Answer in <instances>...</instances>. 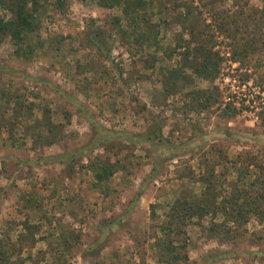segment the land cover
Masks as SVG:
<instances>
[{"label": "rangeland", "instance_id": "1", "mask_svg": "<svg viewBox=\"0 0 264 264\" xmlns=\"http://www.w3.org/2000/svg\"><path fill=\"white\" fill-rule=\"evenodd\" d=\"M150 9V37L157 29L162 46L141 49L124 37L120 8L97 0H44L29 57L8 36L0 42L6 264H264V214L253 205L246 222L231 219L220 237L209 227L221 214L193 216L178 234L161 229L177 199L201 198L200 178L214 181L219 159L238 162L230 184L256 196L260 179L264 186V0H155ZM94 33L102 49L88 40ZM203 39L217 54V76L188 67L173 76L185 64L166 50ZM44 108L58 126L51 144L23 132ZM155 131L160 138L149 139ZM96 157L119 162L108 190L93 187Z\"/></svg>", "mask_w": 264, "mask_h": 264}, {"label": "trees", "instance_id": "2", "mask_svg": "<svg viewBox=\"0 0 264 264\" xmlns=\"http://www.w3.org/2000/svg\"><path fill=\"white\" fill-rule=\"evenodd\" d=\"M66 1L67 0H56L59 6H63ZM97 1L101 7L120 8L122 15L124 16L128 25L127 29L121 30V34L124 37L134 39V41L138 42L141 49L144 48V44L148 45V43L155 46H162L160 40L158 42L156 39V36L159 34L157 29L155 36L150 37L154 29L153 26L155 27L156 24L153 22L152 11L150 9L154 5L155 0ZM43 2L44 0H0V10L2 11V14H0V42L4 37L8 36L12 43L16 45L14 52L24 57H29L33 53V48L28 44L27 40L30 39V36L38 28L37 17ZM179 7L181 8V6L177 5V9L175 10L178 11V16L185 15V17H188L189 11L185 10L184 8V11L181 12ZM162 9V7H159L158 9V13H160V15L164 12ZM119 20L120 18H115V22L118 23ZM191 35V38L194 37L193 32ZM88 40H90L93 46H97L102 49V39H97V33H94L93 35L90 34ZM203 42H205L204 39L201 41H196V44H190L191 41L187 40L185 43H176L171 45V47L166 50L170 54L177 53L181 55L185 64V66H183V64L179 62L177 64V68L176 66L173 67V76L182 74V71L184 73L185 67L190 68L193 74L203 79L213 80L217 76L219 71L217 54L212 50V47H209ZM179 51L181 53H179ZM79 68L81 69V67ZM172 80L175 83L177 82L174 77ZM209 97L210 96L208 94H204L203 98L205 100L211 99ZM207 100L205 101V104L202 103L201 105H209L210 102ZM216 100L217 97L214 96V101ZM18 107L19 109H22L23 105L20 104ZM31 108L32 107L28 106V108L25 110V116L27 118L30 117ZM44 109L45 110L42 112V117L40 119H36L34 124L24 126L23 132L33 135L35 141L37 140L35 133H37L41 142L43 141L46 144H51L54 141V135L58 129V126L54 125L52 122V117L49 110L47 108ZM16 113H19V111H16ZM15 118H17V116ZM12 128L13 127H10L9 129ZM42 128L43 131L44 128L47 129L51 135L42 136ZM158 137L160 138V135L157 133V131H155V133H153V137L149 136V139ZM96 141L98 142L99 140L97 139ZM62 156L63 155L54 156L52 159H57V157ZM222 157L227 159L226 155ZM220 162V159L214 162V169L215 167L221 165L219 172L217 174L214 173V181L205 175H202L200 178L204 184V189L199 200L192 202L185 199H177L171 205V208L167 214V219L164 223L165 225L161 226L162 231H166V234L168 235L173 231L178 234L180 231H182L180 230L181 225H185L186 221L191 219L193 216L203 217L208 213L213 215L221 214L224 217V221L222 223H212L209 227V232L214 235V237H220L224 235L225 232H227V222H229L231 219H238L243 222L247 221V211H249L248 209L250 207L249 204L253 205L254 211H256V209L261 210L260 212L264 214V186L261 187L262 179H260L258 182L259 187L257 188L256 196L251 191L249 192L246 188L235 186V184H230V182L226 180L227 173L238 163L236 159L234 162H231L230 166H228L226 163L221 164ZM90 167L91 172L94 175L93 187L99 190H103L104 188L108 190V182L117 171L119 162H111L109 159L102 160L99 157H96L94 162L90 164ZM255 182L256 180L251 182V186L254 185ZM241 200L243 201L241 202ZM2 241L3 240H0V244ZM170 242L171 241L169 240V246L166 245V251L168 253H174L175 246H170ZM171 245H173L172 242ZM4 251L0 250V264H6L7 261L6 252ZM177 257L178 254L174 255L175 259H179Z\"/></svg>", "mask_w": 264, "mask_h": 264}]
</instances>
